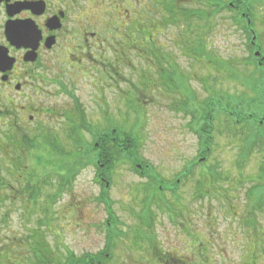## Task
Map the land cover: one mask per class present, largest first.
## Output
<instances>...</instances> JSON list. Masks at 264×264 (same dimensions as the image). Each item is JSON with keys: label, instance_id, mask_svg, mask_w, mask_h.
I'll use <instances>...</instances> for the list:
<instances>
[{"label": "rangeland", "instance_id": "1", "mask_svg": "<svg viewBox=\"0 0 264 264\" xmlns=\"http://www.w3.org/2000/svg\"><path fill=\"white\" fill-rule=\"evenodd\" d=\"M178 2L179 9L171 20L174 13L169 0H152V22L167 35L156 37L163 47L152 54L151 71L146 74L138 70V79L122 71L126 79L146 81L143 98H136L134 93V100L129 102L125 94L118 93L113 103L114 94L104 92L112 110L120 114L98 115L97 95H93L89 81L73 82L63 66L55 70L57 84L41 89L40 132L35 146L28 151L25 166L15 170L9 167L11 177L17 179L11 181L16 200L10 203L9 197L5 204L0 201V221L3 219L6 225L1 235L7 239L6 244L18 249L25 237L42 230L49 248L40 245L41 232L31 241L37 244V256L41 259L45 255L49 264L64 261L67 252L81 256L105 249L109 256L101 264H158L154 257H161L163 251L189 264H264V125L253 130L248 124L226 127V117H215L213 145L207 159L200 163L195 133L199 105L206 97L214 100L221 96L230 104L244 98L247 100L242 108H249L250 96L257 93L250 61L246 66L244 41L246 38L248 43L251 36L248 32L244 35L228 6L221 7L228 0ZM241 2L248 7L251 24H255L258 4L264 0ZM184 9L197 15L184 19ZM172 31L180 35L181 42L174 41L178 46L169 36ZM231 60L237 64L232 73L212 66ZM134 61L142 63L138 57ZM142 82L135 84L136 92ZM124 86L129 90L122 83L119 89ZM71 90L83 107L82 113L76 110V116L85 117L82 130L77 128L80 122L72 113L60 116L71 104ZM163 92H172V103L162 102L159 96ZM213 104L216 109L220 107ZM97 108L104 110L105 105ZM131 111L135 112L124 115ZM111 120L116 134L126 136L131 144L127 156L117 154V162L107 174L110 181L105 193L113 216L108 225L105 204L99 199L103 187L96 180V167L87 162L83 152ZM237 126L243 131L234 136ZM70 132L81 138L79 144L73 142ZM72 151L80 162L69 156ZM128 157H135L133 163L149 165L153 172L147 174L162 181L147 187L146 179L135 172ZM192 163L189 175L182 177ZM176 179L178 188L171 192L168 188ZM3 204L7 205L6 216ZM198 238L199 246L194 244ZM31 250L26 253V249H19L21 254L31 256L26 264H32L31 259L37 262ZM10 264H21V260L17 256Z\"/></svg>", "mask_w": 264, "mask_h": 264}, {"label": "flooded vegetation", "instance_id": "2", "mask_svg": "<svg viewBox=\"0 0 264 264\" xmlns=\"http://www.w3.org/2000/svg\"><path fill=\"white\" fill-rule=\"evenodd\" d=\"M175 5L178 10V0H175ZM258 6L255 24L252 22V25L250 18L245 16L247 13L242 15L249 25L246 32L251 36L249 45L246 38L244 41L248 58L246 66L249 67L250 61L253 67L250 73L255 72L258 80V99L261 104L258 113L261 118L257 119V123L261 129L264 125V3L261 2ZM151 9L152 0H0L1 202L5 204L9 197L12 199H9L10 203L16 200L11 181L17 179L11 177L9 167L12 166L15 170L26 165V155L35 146L40 132L41 89L57 84V67H65L73 82L83 79L89 81V87L95 92L93 95H97L96 112L100 116L121 113L112 110L113 107L105 98V91L114 94L113 103L116 102L118 93L125 94L129 102L134 100V93L136 98H143L146 81L142 82L141 78L132 81L126 79L122 71H129L137 79L138 70L147 74L152 68V54H158V50L163 47H160L156 37L167 35V32L152 22ZM169 36L175 45V40L179 39L181 42L180 35H176L174 31ZM136 57L142 59V63H134ZM138 81L143 86L136 92L135 84ZM121 83L129 90H125V86L119 89ZM170 93L172 92L160 94L162 102L172 103ZM69 95L71 104L60 116L67 114V111L76 116V110H83L72 90ZM99 104L105 105V109L99 110ZM133 112L135 111L124 115H131ZM111 121L97 134L96 145L100 144L104 151L114 148L115 142L121 145L114 120ZM243 124L247 123H241L242 126ZM133 164L138 175L146 179L147 187L162 181L156 175L147 174V171L153 172L149 165ZM178 183L179 179H176L168 190L174 192ZM158 187L157 190L161 191ZM4 206L3 215L6 216L8 209L7 205ZM0 222V246L5 247L7 239L3 238L1 232L6 229V225L3 219ZM162 253L168 254L164 251ZM175 257L170 253L167 262L171 260L177 263L179 260Z\"/></svg>", "mask_w": 264, "mask_h": 264}, {"label": "trees", "instance_id": "3", "mask_svg": "<svg viewBox=\"0 0 264 264\" xmlns=\"http://www.w3.org/2000/svg\"><path fill=\"white\" fill-rule=\"evenodd\" d=\"M230 3L233 6H230ZM224 5L228 6L230 11L234 12L235 23L237 25H241V28H243L244 31L246 32L247 31L246 27L249 26L245 23V16H247V15H245V16L242 15V13H246L248 11V7H246V4L242 3L241 0H228V2H223L221 7H223ZM171 6L173 8L172 14L174 13V15L171 16V20H174V18L176 16L175 10H177L176 5H175V0H169V7L171 8ZM188 15L190 17H193V16L197 15V13L192 12V11L190 13H188V12L186 13V10L184 9L183 10L184 19H186V17ZM248 36H250L249 32H248ZM200 45H201V50H202L203 49L202 43H200ZM203 50H205V49H203ZM214 60H217V59H214ZM213 64H214V67L216 65V67L228 70L230 73H232V69L237 66V64H235V62L232 60L229 62H226V63H223V62L222 63H219V62L215 63L214 62ZM230 73H229V75H230ZM252 77H254V80H255V83L257 86V90H256L257 93H256V95H254V97L250 96L248 102H249L250 106H256V109L254 107L251 108L248 104L247 105L249 106V108L247 110H245V108H242L243 106L245 107V105H246L245 102L247 99H244V98H242V100H239L236 102L233 100V103L230 104L229 102L224 103V101H223L224 97L218 96L213 100L212 97L210 96V97H206V99L200 103V105H199L200 114L197 117L198 127H197V129H195V133L198 137V143L200 145L199 155H200V157L202 156L200 159H198V163L203 162L205 159H207V155L211 151V148L213 145V140H214V137L212 134L214 127L212 124H213V121L215 120V117H218L221 115L226 117V119H225L226 127L229 124L240 125L241 123L246 122L248 125H250L249 126L250 130H253L254 127L255 128L258 127V129H259L260 125L258 126L257 119L261 118V115L258 113V109H261V104H260L259 99H258L259 98L258 97V95H259L258 94V80L255 77V72H252ZM213 102L216 103V105H219L220 107L216 109ZM213 106H214V108H213ZM79 112L82 113V111H80V109H79ZM250 113H252V115H250ZM76 117H77V120H79V122H80L79 125L77 126V128L79 130L84 129L85 128L83 125V123H85L84 115L81 114L80 116L77 115ZM71 121H73V120H71ZM251 121H254V123H251ZM241 127H242V125H241ZM241 127L240 128L238 127L239 129H237V128L235 129V131L233 132L234 136H237L239 133L240 134L242 133L243 128H241ZM70 133H71L70 135H74L73 136L74 137L73 142L76 144H79V142L81 141V138L76 137L75 133H73V132H70ZM124 138L126 139L127 137L126 136L121 137V138L119 137V142L121 143V145H118L115 142V143H113L114 148H112L108 151L107 150L104 151L103 147L100 144L95 145L97 140H98V135L96 134L94 139H93L92 146L89 147L88 149H86L85 152H83V155L86 153V157H87L86 159L88 160L87 162H91L96 167V172H95L96 180L100 184V186L103 187L101 190L99 199L101 201H103L105 204V210H106V213L108 214V219H107L106 224H108V225H110L108 222L111 220L109 218H112L113 216H112V210L110 209V206H109L110 205V202L108 200L109 197L105 193V190L107 188V187H105L106 186L105 184L109 183V181H110L109 176L107 174L109 173V175H110V172L114 168V165L117 162V159H116L117 154L127 156L126 153H128V150L130 148L129 145L131 144V142H127L126 141L127 139L125 140ZM123 143H128V145H124ZM123 147H124V149H123ZM63 155L64 154H62L61 156H63ZM69 156L72 158V160H75L78 162L81 161V158L76 154L75 151L70 152ZM128 158L131 160L130 162H133L135 157H132V158L128 157ZM201 159H203V160L200 161ZM83 164L84 163H82V165ZM236 164H238L240 166L239 162H237ZM193 166H194V163H192L190 167H186L184 170V173L182 174V177L188 176L190 171H191V170L189 171V168H191ZM134 170L136 173L138 172L136 168ZM72 180H73V177H72ZM176 186L178 187V184ZM32 196L33 195L30 194V197H32ZM39 232H41V234H42V236H41L42 242L40 243V245L43 247L49 248L50 244H48L49 242H47V238L45 237L46 235L44 232H42V230H40L38 232H34L33 234H29L27 237H25L23 243L19 242L17 245L18 249L15 246H10L11 243L6 244L5 247L0 246V264H10V260L12 258L17 257V256L20 258L21 264H26L27 257L31 258V256H27L26 253L28 250H31V249L32 250L30 253L32 254L33 258L34 257L37 258L36 259L37 262L35 263V259L34 260L31 259L30 263H32V264H49L48 260L45 259V257H44L45 255L41 259H40V257L37 256V253L35 251L36 250L35 245H37V244H35V241H31V237L34 234L39 233ZM28 239H29V241H28ZM196 242L199 246L200 245L199 238L197 241L194 242V244H196ZM28 243H30V244H28ZM209 245H210V243H209ZM209 245H208V250L210 252L211 246L209 247ZM19 249L20 250L26 249V251H25L26 253L21 254L19 252ZM5 252L7 254L6 256L3 255V253H5ZM71 254L72 253L67 252V259H64V261H60L58 263L55 262V264H101L109 256L107 249H105V251H103V252H99L98 254H83L81 256H75V255H71ZM159 256H161V257H157V256L154 257V259L159 262L158 264H170V263H172L171 260H170V262H167L168 259H170V254L167 255V254L160 253ZM177 263L189 264V263L184 262L183 259L179 260ZM191 264H193V262H191ZM206 264H211V261L210 262L207 261Z\"/></svg>", "mask_w": 264, "mask_h": 264}, {"label": "water", "instance_id": "4", "mask_svg": "<svg viewBox=\"0 0 264 264\" xmlns=\"http://www.w3.org/2000/svg\"><path fill=\"white\" fill-rule=\"evenodd\" d=\"M203 159H201L200 161H202Z\"/></svg>", "mask_w": 264, "mask_h": 264}]
</instances>
